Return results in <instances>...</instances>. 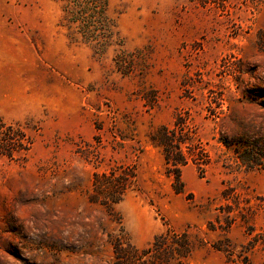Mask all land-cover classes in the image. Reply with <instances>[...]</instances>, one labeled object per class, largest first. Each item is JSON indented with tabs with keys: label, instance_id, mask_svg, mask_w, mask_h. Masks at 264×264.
Instances as JSON below:
<instances>
[{
	"label": "rangeland",
	"instance_id": "obj_1",
	"mask_svg": "<svg viewBox=\"0 0 264 264\" xmlns=\"http://www.w3.org/2000/svg\"><path fill=\"white\" fill-rule=\"evenodd\" d=\"M110 11L99 54L54 0H0V118L30 141L0 159V264H264V0Z\"/></svg>",
	"mask_w": 264,
	"mask_h": 264
},
{
	"label": "trees",
	"instance_id": "obj_2",
	"mask_svg": "<svg viewBox=\"0 0 264 264\" xmlns=\"http://www.w3.org/2000/svg\"><path fill=\"white\" fill-rule=\"evenodd\" d=\"M54 1L60 4L62 11L60 26L67 29V37L71 42L93 46L99 54H105L111 48L118 50L124 46L117 21L111 16V0ZM176 139L174 133L164 130L162 138L158 140V144L164 150L167 165L185 164ZM29 143L26 133L19 125L9 124L0 118V159H14L16 154L28 150ZM177 179L181 180L180 174ZM176 191L181 192L177 188Z\"/></svg>",
	"mask_w": 264,
	"mask_h": 264
}]
</instances>
